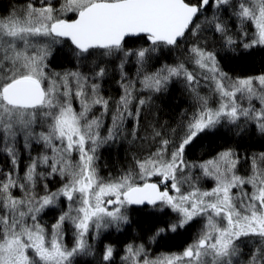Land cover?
Listing matches in <instances>:
<instances>
[{
  "label": "snow or ice",
  "instance_id": "6c2138e0",
  "mask_svg": "<svg viewBox=\"0 0 264 264\" xmlns=\"http://www.w3.org/2000/svg\"><path fill=\"white\" fill-rule=\"evenodd\" d=\"M209 31L220 50L207 47ZM238 49H264V0H17L0 12V264H116L105 234L131 228L133 212L150 223L142 242L123 246L120 264H264V152L186 159L205 136L264 138V72L221 68ZM58 56L73 68L55 71ZM109 64L117 98L102 93ZM177 83L188 108L176 125H151L141 139L155 149L102 176L99 150L125 138L129 121L135 139L142 111ZM188 234L180 252L152 254Z\"/></svg>",
  "mask_w": 264,
  "mask_h": 264
},
{
  "label": "trees",
  "instance_id": "16d2710c",
  "mask_svg": "<svg viewBox=\"0 0 264 264\" xmlns=\"http://www.w3.org/2000/svg\"><path fill=\"white\" fill-rule=\"evenodd\" d=\"M23 3V0H19ZM17 0H0V12H5L10 6L16 5ZM210 14V13H209ZM224 20L228 23L230 28V35L234 39L239 41L240 37L238 34V26L234 21L228 19V14H223ZM207 47L211 49L220 50L222 40L218 34L212 32L203 33ZM179 52L172 53L171 55L165 53L162 60L159 63H172ZM225 54L223 51L220 52V56L223 57ZM219 59V57H218ZM159 63L156 66H159ZM221 68L228 72L230 76L233 77H243L249 75H257L264 72V49L254 50L252 55H248L243 52L242 49H238L235 53H229L228 58L220 60ZM109 69V77L105 79L102 84V93L106 97L110 92H113V98H117L120 95L119 86L117 87L116 80L117 74L114 72L113 66L111 64L107 65ZM52 68L55 71L62 72L67 69H72V64L63 60L61 57H57L52 61ZM127 71L133 76L135 74V68L129 64L126 65ZM105 88V90H104ZM108 91V93H106ZM188 108V103L186 97L182 95V88L180 84L169 85V92L165 93L163 96L156 98L153 105L142 111L141 119L139 122V127L137 129V137L134 139L130 133L133 130V122L129 121L126 125L125 138L120 139L118 142L112 144L111 146H104L99 150V165L100 173L102 176L107 177L109 174L112 176L119 175L123 168H126L131 162L132 158L135 156L137 158H142L145 156L149 150L155 149V144L150 141H145L141 139L151 132V125H155L159 130L162 126L167 128L168 126L174 127L180 117V113L183 109ZM225 148L234 149L243 158L252 154H258L264 152V138H261L255 134H250L245 137H237L228 134H220L215 136H205L199 139L186 153V159L193 162H201L212 158L218 152L223 151ZM35 155V152L32 153ZM245 155V156H244ZM244 166L247 169V163L242 159ZM27 155L21 156V174L23 172L25 164H27ZM6 164L4 157L0 156V167ZM57 183L50 182L49 187L52 190L53 186ZM53 210H48L43 216V221L45 222L47 216H53ZM132 217L135 223L131 228H126L123 233L118 232L114 234V238L110 237V240L115 245L117 252L126 243L142 242L140 237L146 236L145 229L148 227L150 221L142 213L133 212ZM54 219L56 216H53ZM49 221V220H48ZM113 231H111L112 233ZM191 240V234L178 237L176 239L160 241L156 244L154 251L160 250L162 252L168 251H178L182 249ZM153 250V249H152ZM84 259H92L90 257H85ZM117 264V260H116Z\"/></svg>",
  "mask_w": 264,
  "mask_h": 264
},
{
  "label": "rangeland",
  "instance_id": "374dc122",
  "mask_svg": "<svg viewBox=\"0 0 264 264\" xmlns=\"http://www.w3.org/2000/svg\"><path fill=\"white\" fill-rule=\"evenodd\" d=\"M70 69V68H69ZM127 69V68H126ZM74 70V69H73ZM128 73H130V72H128ZM130 75V74H129ZM131 76V75H130ZM117 78H119V76H118V74H117ZM116 85H117V83H115ZM117 87H118V85H117ZM104 90H105V88H104ZM106 93H108V91H106ZM109 95H111V97L113 96V92H110L109 93ZM77 107H78V105H77ZM107 126V125H106ZM244 162L243 161H241V164H240V166H239V171H240V173L241 174H245L246 173V165L244 166V164H243ZM247 167H248V165H247ZM57 182V184L55 185V186H53V191L59 186V182L58 181H55L54 183H56ZM203 186L205 187V188H210L211 186H212V181H205L204 182V184H203ZM52 219H53V216H48V220L51 222V223H53L54 221H52ZM44 222V221H43ZM45 223H47V224H51V223H48L47 221H45ZM113 233V232H112ZM66 240L69 242V243H71V233H69L68 234V236L66 237ZM129 243V242H128ZM189 243V242H188ZM127 244V243H126ZM125 245V244H124ZM122 249H123V247L119 250V252H118V256H117V258H116V260H117V264H120V261H119V254H122ZM154 249H160V248H156V244H154V246H153V250H152V254L153 255H159V254H161V253H168V252H174V251H168V252H162V251H154ZM183 249V248H182ZM182 249H180V250H178V251H176V252H180Z\"/></svg>",
  "mask_w": 264,
  "mask_h": 264
},
{
  "label": "bare ground",
  "instance_id": "6f19581e",
  "mask_svg": "<svg viewBox=\"0 0 264 264\" xmlns=\"http://www.w3.org/2000/svg\"><path fill=\"white\" fill-rule=\"evenodd\" d=\"M245 156V155H244ZM57 183V182H56ZM58 209H55V210H53V216H57V214H58ZM56 218V217H55ZM46 221L48 222V223H51L50 221H48V216H47V219H46ZM52 221H55V219H54V217H53V219H52ZM127 228V227H126ZM125 228V229H126ZM125 231V230H124ZM124 231H122V232H120V233H123ZM118 232H115V231H113V233H111V232H109V233H106L105 234V239H104V243H112L113 244V242L110 240V237L111 238H114L115 236H114V234H117ZM153 246L154 245H152L151 246V249H153ZM157 251H160V250H157Z\"/></svg>",
  "mask_w": 264,
  "mask_h": 264
}]
</instances>
